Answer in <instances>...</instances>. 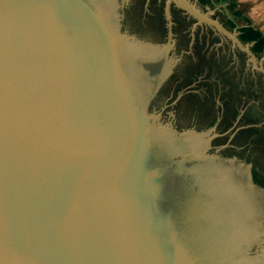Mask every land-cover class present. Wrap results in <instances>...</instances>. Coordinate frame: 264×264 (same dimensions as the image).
<instances>
[{
    "label": "water",
    "instance_id": "water-1",
    "mask_svg": "<svg viewBox=\"0 0 264 264\" xmlns=\"http://www.w3.org/2000/svg\"><path fill=\"white\" fill-rule=\"evenodd\" d=\"M126 1L0 0V264H264L259 189L213 148L238 126L154 105L178 56L122 26ZM190 1L205 17L164 0L260 101L264 51Z\"/></svg>",
    "mask_w": 264,
    "mask_h": 264
},
{
    "label": "flooded vegetation",
    "instance_id": "flooded-vegetation-1",
    "mask_svg": "<svg viewBox=\"0 0 264 264\" xmlns=\"http://www.w3.org/2000/svg\"><path fill=\"white\" fill-rule=\"evenodd\" d=\"M124 4L121 9L123 27L159 45L170 44V53L178 56V62L160 88L154 105L166 100L172 122L180 127L215 125L223 132L235 123L238 128L234 133L217 137L213 148H218L222 156L236 165L235 175L245 186L248 180L255 183L259 189V202L263 203L264 139L252 127L264 124V115L259 117L251 112L250 104L255 99L248 86L243 96L242 81L237 83L233 80L232 84V80H225L224 74L217 80L203 79L215 71L218 74L220 71L230 72L224 71L220 63L213 60L214 52L206 54L210 46L206 44V38L198 28L192 31L191 19L178 8L166 10L164 0H128ZM212 5L226 22V8ZM236 83L238 91L233 87ZM254 165L263 173L262 176L254 173Z\"/></svg>",
    "mask_w": 264,
    "mask_h": 264
},
{
    "label": "trees",
    "instance_id": "trees-1",
    "mask_svg": "<svg viewBox=\"0 0 264 264\" xmlns=\"http://www.w3.org/2000/svg\"><path fill=\"white\" fill-rule=\"evenodd\" d=\"M212 1L213 0H200V2H202V3H209ZM240 3L241 2H237V0H235L233 3H229L227 5V8L232 13V17H229L228 15L226 17V23H227V26L229 28L235 27L236 26L235 19L237 17H240L241 15H243L242 9L239 8ZM238 30H239V37L242 40L253 41L251 49L254 52L261 53L264 51V34L262 33V31L259 28L253 27L252 25H240L238 27ZM220 74H222V75L224 74L225 77L227 76V73H225L223 71H220ZM233 83L234 82L232 80V84ZM247 84H248L247 86L250 89L253 98L256 100V101H253L252 104H250L251 112L260 117L263 114L262 110L264 109V97H262L260 101H259L258 97L260 95H262V92L260 90L263 88V83L260 79L255 80V79L251 78L248 80ZM233 87L236 91H238L237 83ZM252 128H254V130H258V132H260L263 135V139H264V124H262L261 126L252 127ZM253 170L255 171L254 172L255 174L258 173L261 176L263 175V173L258 171L257 165H254ZM262 177H264V176H262Z\"/></svg>",
    "mask_w": 264,
    "mask_h": 264
},
{
    "label": "crops",
    "instance_id": "crops-1",
    "mask_svg": "<svg viewBox=\"0 0 264 264\" xmlns=\"http://www.w3.org/2000/svg\"><path fill=\"white\" fill-rule=\"evenodd\" d=\"M242 1L248 4L245 16L248 21L242 25H255L264 34V0H237Z\"/></svg>",
    "mask_w": 264,
    "mask_h": 264
},
{
    "label": "rangeland",
    "instance_id": "rangeland-1",
    "mask_svg": "<svg viewBox=\"0 0 264 264\" xmlns=\"http://www.w3.org/2000/svg\"><path fill=\"white\" fill-rule=\"evenodd\" d=\"M189 2H191L190 0H188ZM214 1V0H213ZM212 1V2H213ZM212 2H209V3H205L206 5H211V6H213L212 5ZM218 5H221V4H218ZM239 8L240 9H242V11H243V15H241L240 17H237L236 19H235V22H236V24L237 25H242V24H244L245 22H247L248 20H247V18L245 17V16H247L246 15V12L248 11V4L247 3H245V2H241L240 4H239ZM211 9H212V7H211ZM225 24L227 25V23L225 22ZM262 56V53H259V57H261ZM258 62H259V60H257ZM260 63V62H259ZM261 64V63H260Z\"/></svg>",
    "mask_w": 264,
    "mask_h": 264
},
{
    "label": "bare ground",
    "instance_id": "bare-ground-1",
    "mask_svg": "<svg viewBox=\"0 0 264 264\" xmlns=\"http://www.w3.org/2000/svg\"><path fill=\"white\" fill-rule=\"evenodd\" d=\"M191 6H193L199 13H201L204 17H205V14L202 12V11H200L199 9H198V7L196 6V5H194L193 4V2H189L188 0H186Z\"/></svg>",
    "mask_w": 264,
    "mask_h": 264
}]
</instances>
